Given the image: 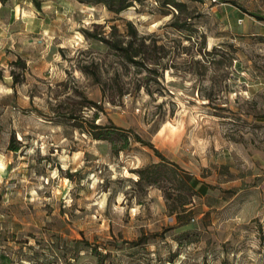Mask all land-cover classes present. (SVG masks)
Segmentation results:
<instances>
[{
    "label": "rangeland",
    "instance_id": "obj_1",
    "mask_svg": "<svg viewBox=\"0 0 264 264\" xmlns=\"http://www.w3.org/2000/svg\"><path fill=\"white\" fill-rule=\"evenodd\" d=\"M39 1L0 0V264H264V37L234 39L208 1L180 0L183 33L155 0ZM126 22L156 41L144 65L82 33ZM95 113L164 165L93 139Z\"/></svg>",
    "mask_w": 264,
    "mask_h": 264
},
{
    "label": "trees",
    "instance_id": "obj_2",
    "mask_svg": "<svg viewBox=\"0 0 264 264\" xmlns=\"http://www.w3.org/2000/svg\"><path fill=\"white\" fill-rule=\"evenodd\" d=\"M33 5L36 9H41V4L39 0H31ZM80 3L88 4V5H102L108 11H111L115 14H119L120 12L126 10L133 3H140L143 0H77ZM193 1H208L209 0H193ZM224 0H216V2H210L212 4L219 3ZM155 3L159 5V7L163 10L161 13L163 15H170L169 18V26L173 27L175 30L183 33L184 30L188 29L190 23L187 21V17H180L182 13V9L184 7V2L180 0H155ZM233 3V2H232ZM173 11H176L174 13ZM260 20H264L261 16H256ZM96 25V24H95ZM99 25V24H98ZM128 26V30H126V34L117 33L116 27L112 26V31L109 34L101 33H94L89 29L82 30L83 35L86 38H92L96 41L101 42L104 44L108 50L112 51L117 57L121 58L122 61L132 64V65H144L143 62H146L145 58H141L145 51H153L156 48V41L155 40H147L146 37L141 36L138 37L137 30L130 22H126ZM187 39L191 38L190 34L186 35ZM138 38V39H137ZM204 48V46H203ZM216 49H220L216 46H213L211 49L206 50V55L209 57L207 58V63L214 64L216 61L215 56H211L215 53ZM143 61V62H142ZM150 64L154 65L156 63L149 62ZM147 65V64H146ZM166 68V65L164 66ZM156 68V67H155ZM155 68H147L149 72H156ZM17 81V78H14V81ZM93 108H98V104L96 102H91ZM98 118L97 114L95 113L93 118L89 121L88 128H83L80 126L83 131L88 133L93 139L96 140H106L109 141L111 144V148L114 152L124 151L128 148L129 142H138L142 145H147L160 157L159 162H155L152 164V167L158 171L164 165V157L156 150L150 142H146L138 133L132 132L128 129H123L118 127L112 123L110 124H100L95 123V120ZM77 125V124H75ZM115 139L121 141L122 144L118 145L115 142ZM18 143V142H17ZM8 149L11 151H17L19 149L18 145L14 144V134H12L10 142L8 144ZM147 167L141 168L137 171L138 179L137 181H141L145 178V173L147 172ZM188 178V177H187ZM189 188L194 190L195 180L191 177ZM150 181V180H149ZM187 202L182 203V206L187 205Z\"/></svg>",
    "mask_w": 264,
    "mask_h": 264
},
{
    "label": "crops",
    "instance_id": "obj_3",
    "mask_svg": "<svg viewBox=\"0 0 264 264\" xmlns=\"http://www.w3.org/2000/svg\"><path fill=\"white\" fill-rule=\"evenodd\" d=\"M240 3L241 5L236 6L221 1L216 5L222 13L220 20L223 29L229 31L234 39L264 37V20L256 17L264 18V0H240Z\"/></svg>",
    "mask_w": 264,
    "mask_h": 264
},
{
    "label": "built area",
    "instance_id": "obj_4",
    "mask_svg": "<svg viewBox=\"0 0 264 264\" xmlns=\"http://www.w3.org/2000/svg\"><path fill=\"white\" fill-rule=\"evenodd\" d=\"M209 2H216V0H209ZM239 22L241 21V20H238Z\"/></svg>",
    "mask_w": 264,
    "mask_h": 264
}]
</instances>
